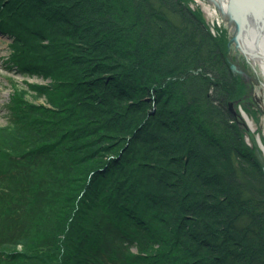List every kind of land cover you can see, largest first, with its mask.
Segmentation results:
<instances>
[{"label": "trees", "instance_id": "trees-1", "mask_svg": "<svg viewBox=\"0 0 264 264\" xmlns=\"http://www.w3.org/2000/svg\"><path fill=\"white\" fill-rule=\"evenodd\" d=\"M187 1L0 0L18 68L50 80L0 126V264H264V163L230 107L247 87ZM84 35L123 80L94 79ZM150 97L184 124L145 123Z\"/></svg>", "mask_w": 264, "mask_h": 264}, {"label": "rangeland", "instance_id": "rangeland-1", "mask_svg": "<svg viewBox=\"0 0 264 264\" xmlns=\"http://www.w3.org/2000/svg\"><path fill=\"white\" fill-rule=\"evenodd\" d=\"M187 2L192 10L200 13L202 20L208 26L213 37L223 38L227 50V60L231 64L234 74L239 75L247 87L246 94L243 97V102L246 104L244 105L245 107L243 103L240 102H238L237 107H235L234 102H231L230 107L237 115L240 122H242V125L246 128V142L255 147L257 155L264 163V72L260 64L255 63L249 54L242 50L241 46L237 43L232 24L229 21V16L224 17L218 3L213 2V0H188ZM85 37L84 35L83 42L79 41L81 44L78 43V46L80 44L82 49L88 50V54L91 55L92 64H90V66L94 69V79L120 78L123 80L125 78L122 74L125 68L124 65H128L129 62L122 60L117 54L102 50L100 38L93 39ZM13 42L12 37L0 32L1 127L13 126V124H11L9 106L11 105V97L15 90L23 92L28 101L49 105L46 96L42 94L40 90L41 87L39 86L48 85L50 80L41 75L25 73L18 68L12 58L14 55ZM145 47L146 44H144V48ZM101 51L102 54L100 53ZM98 64L101 65L97 66ZM152 100L155 99H152V97L147 98L150 104L147 103L141 106L143 107V112H146L145 123L151 118V120L154 121L164 119L180 121L184 124L186 116H183L177 111L179 108L174 106V99L172 97L161 99V102L159 100L152 102ZM157 101L160 102V105H158ZM246 106L251 111V114L246 111ZM159 107H164V110H161V114L158 115L157 112H159V110H157V108L161 109ZM154 112L155 114H153ZM218 133L220 134L221 131H218ZM218 133H216V135H219ZM216 138H219L220 143L225 144L222 136ZM195 152L202 158L198 150H195Z\"/></svg>", "mask_w": 264, "mask_h": 264}, {"label": "bare ground", "instance_id": "bare-ground-1", "mask_svg": "<svg viewBox=\"0 0 264 264\" xmlns=\"http://www.w3.org/2000/svg\"><path fill=\"white\" fill-rule=\"evenodd\" d=\"M229 16L237 43L264 72V0H213Z\"/></svg>", "mask_w": 264, "mask_h": 264}, {"label": "water", "instance_id": "water-1", "mask_svg": "<svg viewBox=\"0 0 264 264\" xmlns=\"http://www.w3.org/2000/svg\"><path fill=\"white\" fill-rule=\"evenodd\" d=\"M234 68H236L235 66H233Z\"/></svg>", "mask_w": 264, "mask_h": 264}]
</instances>
